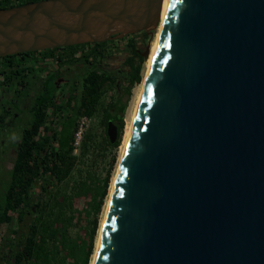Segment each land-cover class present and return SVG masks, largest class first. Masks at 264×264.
I'll return each instance as SVG.
<instances>
[{
    "label": "water",
    "instance_id": "obj_1",
    "mask_svg": "<svg viewBox=\"0 0 264 264\" xmlns=\"http://www.w3.org/2000/svg\"><path fill=\"white\" fill-rule=\"evenodd\" d=\"M162 3L3 9L0 57L151 35ZM94 264H264V0L168 1Z\"/></svg>",
    "mask_w": 264,
    "mask_h": 264
},
{
    "label": "trees",
    "instance_id": "obj_2",
    "mask_svg": "<svg viewBox=\"0 0 264 264\" xmlns=\"http://www.w3.org/2000/svg\"><path fill=\"white\" fill-rule=\"evenodd\" d=\"M39 1L42 0H19L18 3L6 0L5 4L0 2V10ZM149 38L147 32L128 36L132 56L124 64L129 71L123 79L128 84L123 89L126 99L142 80L144 59L141 57L137 62L135 58L137 53H143L137 51L139 42L145 43ZM106 43L65 49L102 46L103 49L85 56L99 57L97 54H104ZM98 82H91L89 97L82 96L77 117H92L94 106L106 91ZM126 107L127 103L123 102L119 108L121 117L114 144L107 133L102 134L101 143H96L97 134L90 130L75 154L77 122L72 131H67L69 134L49 136L28 132L22 136L6 188L0 189V264H91L115 158L110 160L104 179L97 169L105 161L107 150L120 146ZM110 120L106 117L101 125L107 128ZM3 154L0 152V169Z\"/></svg>",
    "mask_w": 264,
    "mask_h": 264
},
{
    "label": "flooded vegetation",
    "instance_id": "obj_3",
    "mask_svg": "<svg viewBox=\"0 0 264 264\" xmlns=\"http://www.w3.org/2000/svg\"><path fill=\"white\" fill-rule=\"evenodd\" d=\"M0 2L5 4L6 0ZM104 47L106 50L103 55L97 54L99 57L85 58L103 49L94 45L0 57V152L16 154L22 136L28 132L49 136L69 134L67 131L73 130L74 123L78 125L85 117H77L82 96L89 97L91 82L97 84L99 79L98 84L102 83L106 91L94 106V114L98 115L99 123L110 117L109 122L118 129L123 89L128 85L123 81L124 74L129 73L124 64L132 56L130 41L128 36L111 39ZM143 54L137 53L135 60L145 59ZM86 117L90 119L89 132L94 117ZM103 133L108 135V126H102Z\"/></svg>",
    "mask_w": 264,
    "mask_h": 264
},
{
    "label": "rangeland",
    "instance_id": "obj_4",
    "mask_svg": "<svg viewBox=\"0 0 264 264\" xmlns=\"http://www.w3.org/2000/svg\"><path fill=\"white\" fill-rule=\"evenodd\" d=\"M150 38L148 39L147 42H139V45H138V48L142 51V52H145L146 49L148 47H152V44L157 36V32H154L153 34L149 35ZM128 53V52H126ZM131 53V52H129ZM147 60L144 59L143 61V64H142V67H141V77H142V80L139 84L135 85L131 91V96L129 98L126 99V97H124V102L127 103V107H126V111L124 113V117H123V121H124V129H123V134H122V139H121V143H120V146L118 148H109L107 150V154H106V159L105 161H102L100 164H99V167L97 169V172L99 173V176L101 179H104L106 174H107V170L110 168V160H112V158H115V163L113 164V168L111 169V175H110V184H109V188H108V196L106 197L105 199V204L102 208V211H101V214H100V217H99V230H98V234H97V237H96V242H95V250H96V247H97V243H98V240H99V237H100V231H101V228H102V225H103V221H104V218H105V215H106V209H107V205H108V200L110 198V193H111V189H112V185H113V182H114V179L117 175V171H118V167H119V163H120V158H121V155H122V150H123V143H124V138H125V134L127 132V129H128V125L129 123L131 122V119H132V113L134 112V109H135V105H136V100H137V97H138V94L140 93V90H141V85L145 79V76H146V73H147ZM118 65L121 66L120 63H117ZM107 96L104 97L103 99V104L104 105L103 107L105 108V106L107 105ZM93 124H92V127L90 130H92L94 133L96 132L97 134V138H96V143H101V141L103 140V136H102V125L101 123H99L97 120H99V117H97L98 115L94 114L93 112ZM89 130V131H90ZM15 158H16V154L15 153H11V152H7V153H4L3 154V157H2V163H1V169H0V189L2 188L3 190L6 188V185H7V182H8V175L13 167V163L15 161ZM95 250H94V253H95ZM94 255V254H93ZM92 261H93V256H92ZM92 261H91V264H92Z\"/></svg>",
    "mask_w": 264,
    "mask_h": 264
},
{
    "label": "bare ground",
    "instance_id": "obj_5",
    "mask_svg": "<svg viewBox=\"0 0 264 264\" xmlns=\"http://www.w3.org/2000/svg\"><path fill=\"white\" fill-rule=\"evenodd\" d=\"M168 1L169 0H163V3H162V6H161V22H160V25H159V28L157 30V36L152 44V47H151V50H150V54H149V57L147 59V73H146V76H145V79L141 85V90H140V93L138 94V97H137V100H136V105H135V109H134V112L132 113V119H131V122L129 123L128 125V129H127V132L125 134V138H124V143H123V150H122V155H121V158H120V163H119V167H118V171H117V175L114 179V182H113V185H112V189H111V193H110V198L108 200V205H107V209H106V215H107V212H108V207H109V204H110V199H111V196H112V193H113V189H114V186H115V182H116V179H117V176H118V173H119V170H120V166H121V162H122V159H123V156H124V152H125V149H126V146L128 144V141L130 139V132L133 128V124H134V120H135V116L137 114V109H138V106L140 104V100L142 98V94H143V90H144V86H145V82H146V79H147V76H148V73H149V70L151 68V65H152V60L154 58V54L156 52V49H157V46H158V42H159V39L161 37V33H162V29H163V25H164V21H165V17H166V13H167V7H168ZM106 215H105V218H106ZM105 218H104V221H103V225H104V222H105ZM103 225H102V228H101V231H100V237H99V240H98V243H97V247H96V250H95V254L93 256V261H92V264H94L95 262V259H96V253H97V248H98V245H99V242H100V239H101V234H102V229H103Z\"/></svg>",
    "mask_w": 264,
    "mask_h": 264
},
{
    "label": "built area",
    "instance_id": "obj_6",
    "mask_svg": "<svg viewBox=\"0 0 264 264\" xmlns=\"http://www.w3.org/2000/svg\"><path fill=\"white\" fill-rule=\"evenodd\" d=\"M90 128V119L88 117H82L77 125L75 135H74V148H75V154L80 149L83 139Z\"/></svg>",
    "mask_w": 264,
    "mask_h": 264
},
{
    "label": "crops",
    "instance_id": "obj_7",
    "mask_svg": "<svg viewBox=\"0 0 264 264\" xmlns=\"http://www.w3.org/2000/svg\"><path fill=\"white\" fill-rule=\"evenodd\" d=\"M109 124V123H108ZM14 164V163H13Z\"/></svg>",
    "mask_w": 264,
    "mask_h": 264
}]
</instances>
